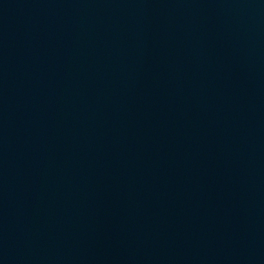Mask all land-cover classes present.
I'll return each mask as SVG.
<instances>
[{"label":"water","instance_id":"obj_1","mask_svg":"<svg viewBox=\"0 0 264 264\" xmlns=\"http://www.w3.org/2000/svg\"><path fill=\"white\" fill-rule=\"evenodd\" d=\"M0 264H264V0H0Z\"/></svg>","mask_w":264,"mask_h":264}]
</instances>
